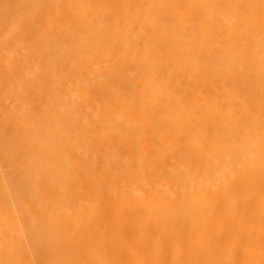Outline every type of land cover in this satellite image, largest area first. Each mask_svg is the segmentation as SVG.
Returning <instances> with one entry per match:
<instances>
[{
	"label": "bare ground",
	"instance_id": "1",
	"mask_svg": "<svg viewBox=\"0 0 264 264\" xmlns=\"http://www.w3.org/2000/svg\"><path fill=\"white\" fill-rule=\"evenodd\" d=\"M0 264H264V0H0Z\"/></svg>",
	"mask_w": 264,
	"mask_h": 264
}]
</instances>
